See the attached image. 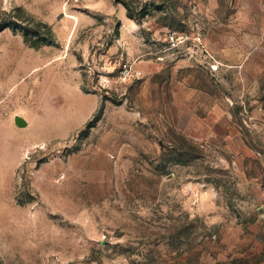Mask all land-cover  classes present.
Listing matches in <instances>:
<instances>
[{"label": "rangeland", "instance_id": "obj_1", "mask_svg": "<svg viewBox=\"0 0 264 264\" xmlns=\"http://www.w3.org/2000/svg\"><path fill=\"white\" fill-rule=\"evenodd\" d=\"M10 18L55 41L0 32V264H264V0H0Z\"/></svg>", "mask_w": 264, "mask_h": 264}, {"label": "trees", "instance_id": "obj_2", "mask_svg": "<svg viewBox=\"0 0 264 264\" xmlns=\"http://www.w3.org/2000/svg\"><path fill=\"white\" fill-rule=\"evenodd\" d=\"M9 26L12 27L13 29L21 28L23 31L25 42H27L32 47L39 48L44 44H51L54 43L55 41L51 26L41 21L23 24L17 18H10L7 21H0V32ZM42 26L45 27V30L42 29L43 28ZM233 264H247V263L235 262Z\"/></svg>", "mask_w": 264, "mask_h": 264}, {"label": "built area", "instance_id": "obj_3", "mask_svg": "<svg viewBox=\"0 0 264 264\" xmlns=\"http://www.w3.org/2000/svg\"><path fill=\"white\" fill-rule=\"evenodd\" d=\"M183 38L184 34H176V33H172L171 34V39H175L177 38V40H179V37ZM121 74L124 78H128V77H137L140 76L142 74V71L140 69L135 68L134 66H126L122 69ZM247 114H248V110H247ZM248 119L245 120L246 124L249 127H255L257 125V122L254 118V115H247Z\"/></svg>", "mask_w": 264, "mask_h": 264}, {"label": "crops", "instance_id": "obj_4", "mask_svg": "<svg viewBox=\"0 0 264 264\" xmlns=\"http://www.w3.org/2000/svg\"><path fill=\"white\" fill-rule=\"evenodd\" d=\"M54 58H57V55H54ZM62 58V57H61ZM53 58H50L48 61H51ZM62 59H66L67 60V58H62ZM77 79H79L78 81V86L80 87V89L82 90V92H83V87H81V83H82V77H81V73H80V71H79V73L77 72ZM1 97V96H0ZM3 104V101H1L0 102V106ZM1 108V107H0ZM23 111V110H22ZM21 111V112H22ZM19 121L20 122H22L23 123V125H21L20 123H19ZM16 122H17V124H18V126H26L28 123H27V120L26 119H24L23 117H21V116H18V118H17V120H16Z\"/></svg>", "mask_w": 264, "mask_h": 264}, {"label": "water", "instance_id": "obj_5", "mask_svg": "<svg viewBox=\"0 0 264 264\" xmlns=\"http://www.w3.org/2000/svg\"><path fill=\"white\" fill-rule=\"evenodd\" d=\"M19 123H20L21 125H23V123H22V122H20V121H19Z\"/></svg>", "mask_w": 264, "mask_h": 264}]
</instances>
